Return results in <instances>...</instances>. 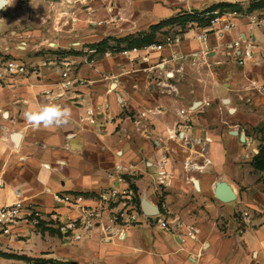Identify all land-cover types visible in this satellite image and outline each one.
<instances>
[{"label":"crops","instance_id":"crops-1","mask_svg":"<svg viewBox=\"0 0 264 264\" xmlns=\"http://www.w3.org/2000/svg\"><path fill=\"white\" fill-rule=\"evenodd\" d=\"M71 1L50 0L45 33L30 25L43 19L38 11L24 15L12 0L0 9V72L9 59L39 70L0 85V207L20 201L24 214L0 223V264H264V169L251 163L264 147V26L248 17L259 9L240 12L229 31H206V45L197 27L175 25L159 35L160 48L96 52L90 45L103 38L215 0ZM241 34L254 45L243 65L232 48ZM174 35L179 42L165 43ZM42 103L68 106L69 123L33 127L25 113ZM217 182L232 200L217 198ZM111 187L133 189L136 222L101 201ZM142 199L170 230L142 212ZM80 207L101 218L73 240L57 226Z\"/></svg>","mask_w":264,"mask_h":264},{"label":"built area","instance_id":"built-area-1","mask_svg":"<svg viewBox=\"0 0 264 264\" xmlns=\"http://www.w3.org/2000/svg\"><path fill=\"white\" fill-rule=\"evenodd\" d=\"M70 2V0H65ZM84 1V0H75ZM212 17L209 19L207 26L201 27L196 22H190L188 26H195L199 30L195 34V38L202 41L203 44L207 43V36L205 34L208 30H213L215 33H222L229 31L234 26V18L240 15L237 10H219L215 9L210 12ZM249 24L250 26H264V12L261 13H250ZM180 41L179 35L167 36L165 38V43H177ZM147 48H160L159 44H151L146 46ZM233 56L235 62L239 65L245 64L253 56V42L249 36H244L243 34L238 35L237 38L232 43ZM197 53L193 52L191 54L178 55L174 53L172 55L173 59L186 58L189 56H196ZM69 65L66 64L65 68L61 71V81L59 82V88L65 90L69 87L70 82L68 79ZM25 75L31 74L38 76L39 70L37 68L28 69L24 63L17 59L6 60L2 66V71L0 72V85L2 84V79L6 75ZM45 94H51L50 89L44 90ZM89 113H93V109L88 110ZM115 170L121 172L126 170V168L121 165H116ZM163 174V172H160ZM164 183V180H161ZM99 198L107 205H117L120 206L117 215L126 218L127 222L133 223L137 221V203L135 201V192L131 188L120 189L118 187H111L106 191L99 193ZM55 199L59 202L67 201V197L62 195H56ZM246 215V213H244ZM117 216V217H118ZM24 217L21 212V202L15 201L12 204L0 207V223H12L16 222ZM101 218V213L95 208H82L80 207L79 214L69 220L60 223L57 228L65 236L71 237L73 240H79L82 237L81 231L88 232L93 228L95 222ZM156 223L158 226L164 230H170V222L167 217L162 212H157L154 215Z\"/></svg>","mask_w":264,"mask_h":264},{"label":"trees","instance_id":"trees-1","mask_svg":"<svg viewBox=\"0 0 264 264\" xmlns=\"http://www.w3.org/2000/svg\"><path fill=\"white\" fill-rule=\"evenodd\" d=\"M219 10H237L241 12L240 6L237 2L221 1L211 4L201 10H191L179 12L173 16L162 19L154 24H151L147 30L127 34L119 38H103L97 43L90 46L95 48V51L104 50H129L135 48H143L151 44L159 43L161 38L159 35L163 34L164 28H171L176 25L181 30L190 22H196L199 26L204 27L209 23V19L212 17L211 11ZM254 9H264V0H254L250 2L245 11H251ZM111 41V44H109ZM251 163L255 169H264V147H261L257 154H255L251 160Z\"/></svg>","mask_w":264,"mask_h":264},{"label":"clouds","instance_id":"clouds-1","mask_svg":"<svg viewBox=\"0 0 264 264\" xmlns=\"http://www.w3.org/2000/svg\"><path fill=\"white\" fill-rule=\"evenodd\" d=\"M27 121L35 128H60L69 123L72 112L66 105L42 103L25 113Z\"/></svg>","mask_w":264,"mask_h":264},{"label":"rangeland","instance_id":"rangeland-1","mask_svg":"<svg viewBox=\"0 0 264 264\" xmlns=\"http://www.w3.org/2000/svg\"><path fill=\"white\" fill-rule=\"evenodd\" d=\"M44 1H46L47 7H40L37 9V1H34V0H12L14 6L11 5V9H15V10L19 9V10L23 11L22 13L24 15H26V14H33L34 15L35 12L38 11L40 13L41 17L45 20L39 19L38 21H33L32 23H30V25L32 28H37L40 32L45 33V32H47V29L49 28L47 21L50 18V8H49L50 0H44ZM221 1L237 2L239 4L241 12H242V11H245L246 8L248 7L249 3L253 2L254 0H215L214 3L221 2ZM70 2H72V1L70 0ZM82 2H84V1H82ZM191 10H198V9L197 8H191ZM257 12L261 13L264 11H261V9H259V10H257ZM4 16H5V19H7V16H8L7 12H4ZM36 22H38V23H36Z\"/></svg>","mask_w":264,"mask_h":264},{"label":"water","instance_id":"water-1","mask_svg":"<svg viewBox=\"0 0 264 264\" xmlns=\"http://www.w3.org/2000/svg\"><path fill=\"white\" fill-rule=\"evenodd\" d=\"M7 3V0H0V9ZM14 141H16L17 135H13ZM240 138L243 141L244 136L240 134ZM215 195L217 198L223 201H229L233 198V193L230 188L224 182H217L215 184ZM142 212L146 215H155L158 212L157 206L151 205L145 199L141 201Z\"/></svg>","mask_w":264,"mask_h":264}]
</instances>
